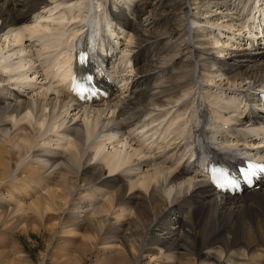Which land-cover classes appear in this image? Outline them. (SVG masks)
Returning a JSON list of instances; mask_svg holds the SVG:
<instances>
[{"label": "bare ground", "instance_id": "bare-ground-1", "mask_svg": "<svg viewBox=\"0 0 264 264\" xmlns=\"http://www.w3.org/2000/svg\"><path fill=\"white\" fill-rule=\"evenodd\" d=\"M232 1L0 0V191L33 199L0 195V208L61 225L113 264H264V178L221 194L199 169L264 155V0ZM247 1L258 39L239 34ZM87 39L109 97L81 102L63 84ZM173 112L156 144L142 141L137 126Z\"/></svg>", "mask_w": 264, "mask_h": 264}, {"label": "rangeland", "instance_id": "rangeland-1", "mask_svg": "<svg viewBox=\"0 0 264 264\" xmlns=\"http://www.w3.org/2000/svg\"><path fill=\"white\" fill-rule=\"evenodd\" d=\"M239 3H240V0H238V1L233 0L231 2L232 5H234V4L238 5ZM241 5H243V3L240 4V7H241ZM245 7H247V9H245L244 13H247L248 9H250L249 8L250 3H248V1H247V5ZM213 8L215 9V6L211 5V7L208 10H206V12L209 10H212ZM224 8H227V7H224ZM228 12H230V11L228 10ZM236 17H237V14H236L235 18ZM243 29L246 30L245 28H243ZM239 34L241 36L254 35L253 32H251V34L246 33V32H244V33L241 32ZM120 38H121V40L123 39L122 36ZM220 39H221V42L223 44L225 41H229V39H226L225 37L220 38ZM257 39H258V37H257ZM235 43H236V40L231 41V45L235 44ZM242 43L245 44L247 42L244 41ZM254 44H256V47L259 48L260 43H259V45L257 42ZM119 47H120V49L123 48L122 41H121ZM248 47H250V46H248ZM261 47H264V45ZM199 82L201 83V81H198V83ZM208 91H205V93L208 96L207 97L208 100L212 101L215 96H213L211 92L208 93ZM224 102H225V100L223 99L222 102H220V103H224ZM58 180H60V178H58ZM46 191L41 190L40 193L45 194ZM0 195L3 199H5V198L10 199L13 197L12 199H15L16 201L25 202L24 204H29L33 200V199H31L32 197L26 196L24 193H22L20 191H16L14 193V196L10 197V194L8 193V191L2 190V191H0ZM8 202H10V201H8ZM8 207L10 208V206H8ZM0 211H1L0 212V215H1V217H0V264H8L9 262H10V264H11V262H13L15 264H65V263H67V264H78V263H80V264H105V263L106 264H113L110 261V260H112V261L114 260L112 253H109L112 257L109 254L90 255L89 252L87 253V251L84 250V248L76 249V247L79 248L78 245H81L80 243H81L82 238L76 237L72 240L71 243L68 242L67 239H65L61 235H59L61 225L57 226V228H56V231L58 233L57 232L55 233L53 231V229L51 230L50 229L51 227H49V226H47V224H45L46 221H44L45 223L44 222H38L37 227H39V228L37 229V227H35V226L32 227L33 226L32 224L35 223L34 220H37V219L36 218L31 219L30 217H33V216L29 217V215H28L29 211L28 210H26L25 213L21 212L22 214H20V215L19 214L17 215V213H14V212L10 213L11 211H8V209L6 207L4 209L0 208ZM2 211H3V213H2ZM10 214H11V216H10ZM24 214H25V216H24ZM3 215H5V217ZM7 215H9V216L7 217ZM21 215H23V216H21ZM131 216H132V213H130L129 217H131ZM9 217L12 218V221L8 220ZM13 219H15V220H13ZM18 219H21V220H18ZM20 221H21V223H20ZM39 221H41V220H39ZM15 223H18V224H15ZM40 225H42V226H40ZM22 227L23 228L27 227L28 229L25 230ZM75 244L77 246H75ZM115 250L118 253V251L120 249L117 247ZM116 252H115V254H116ZM156 255H158V254L156 253L152 256H145L143 259V264H150L152 262L154 263L153 259ZM109 257L112 259H109ZM107 258L109 260H106ZM66 261H68V262H66Z\"/></svg>", "mask_w": 264, "mask_h": 264}]
</instances>
